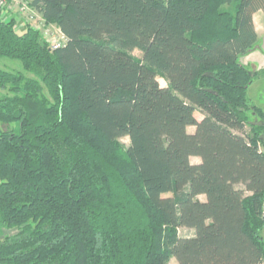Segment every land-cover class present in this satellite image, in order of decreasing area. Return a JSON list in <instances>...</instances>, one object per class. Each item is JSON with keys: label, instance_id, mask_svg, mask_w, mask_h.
Segmentation results:
<instances>
[{"label": "trees", "instance_id": "16d2710c", "mask_svg": "<svg viewBox=\"0 0 264 264\" xmlns=\"http://www.w3.org/2000/svg\"><path fill=\"white\" fill-rule=\"evenodd\" d=\"M28 1L66 42L0 20V264H264V0Z\"/></svg>", "mask_w": 264, "mask_h": 264}, {"label": "rangeland", "instance_id": "374dc122", "mask_svg": "<svg viewBox=\"0 0 264 264\" xmlns=\"http://www.w3.org/2000/svg\"><path fill=\"white\" fill-rule=\"evenodd\" d=\"M17 6H13L11 7V12L7 11L5 13V17L9 18L10 20H15L14 18H11L12 16L14 17V14H16L17 16V20L19 21V23L21 25H23L24 27H26L27 25L24 24L25 23V19L24 17L19 13L18 9L16 8ZM13 10H15V12H13ZM18 11V12H17ZM20 16H19V15ZM16 21V20H15ZM23 23V24H22ZM35 25L39 24V28L38 32L40 34V36L42 37L43 40H45L48 44H53L55 43H60V33L56 27V25L54 24H47V23H43L39 18L35 17ZM16 25V22H15ZM37 26V25H36ZM48 40V41H47ZM50 42V43H49ZM131 55L134 56L135 58L140 59L141 58V53L137 50H134L131 52ZM0 70H3L5 72H22V65L20 62L18 61H13V60H9V59H0ZM250 72H252V68L248 69ZM253 73V72H252ZM25 76L27 78H33L31 75L29 74H25ZM158 83L162 88H166V82L163 78L161 77H157ZM6 92L0 91V95L5 94ZM248 97L251 99L252 101V105L255 107H263L264 106V79L261 81V83L259 85H255L254 88H252L249 93H248ZM255 104V105H254ZM257 108V107H256ZM259 109V108H258ZM262 111V110H261ZM196 118L197 119H201L202 116L200 113L196 114ZM249 120L251 122H257L258 118L255 117V115L252 112H249ZM188 133L192 134L194 132V128L190 127L187 129ZM249 128L246 129V132L248 133ZM120 144H122L123 146H128L129 145V140L128 138H122L119 140ZM262 151L264 152V141L262 142ZM192 164H197L199 162V160L197 158H191L190 159ZM203 200V199H201ZM9 234H11L12 232H8ZM179 236L181 237H191L193 235V231L190 230H186V229H180L178 231ZM262 239L264 240V230H262V232L260 233ZM165 264H178L174 259H169L165 262Z\"/></svg>", "mask_w": 264, "mask_h": 264}, {"label": "crops", "instance_id": "0c3cea01", "mask_svg": "<svg viewBox=\"0 0 264 264\" xmlns=\"http://www.w3.org/2000/svg\"><path fill=\"white\" fill-rule=\"evenodd\" d=\"M12 18L16 20L15 21L16 32L18 34H23L25 32V27L19 23L16 14H14V17L12 16ZM252 21L257 35V41L255 45L251 48V50L245 56H242L240 58V63L247 69L252 68V72L260 73L261 71H264V14L261 11H258L253 15ZM263 79H264L263 76H258L253 81V83L250 85V87L247 90V97L249 91L252 88H254L255 85H259ZM249 100L252 103L250 98ZM255 107L259 108L260 110H262V112H264V106L258 107L255 105ZM199 200L203 202L205 200V197L200 196Z\"/></svg>", "mask_w": 264, "mask_h": 264}, {"label": "built area", "instance_id": "2783aa9c", "mask_svg": "<svg viewBox=\"0 0 264 264\" xmlns=\"http://www.w3.org/2000/svg\"><path fill=\"white\" fill-rule=\"evenodd\" d=\"M13 6H17L16 8L18 9L19 13L24 17L25 19L24 24H26L27 26H31L34 30L38 31V29H40L39 24H36L37 26L34 24L35 17L39 18L43 23H45V21L31 8L28 0H0V20L5 22L10 20L4 15L7 11L11 12L10 9ZM13 12H15V10H13ZM60 40H61L60 43L54 42L53 44H49L50 49L55 50L57 48L64 46L66 42V38L61 33H60Z\"/></svg>", "mask_w": 264, "mask_h": 264}]
</instances>
